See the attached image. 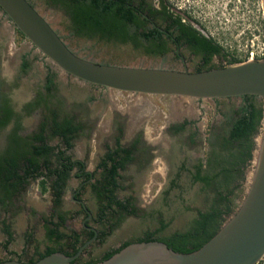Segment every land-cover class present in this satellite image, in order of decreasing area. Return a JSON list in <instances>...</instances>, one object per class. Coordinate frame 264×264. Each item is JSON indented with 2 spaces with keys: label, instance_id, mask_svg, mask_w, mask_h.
<instances>
[{
  "label": "rangeland",
  "instance_id": "1",
  "mask_svg": "<svg viewBox=\"0 0 264 264\" xmlns=\"http://www.w3.org/2000/svg\"><path fill=\"white\" fill-rule=\"evenodd\" d=\"M28 1L52 25L67 46L83 58L104 64L139 67L170 68L169 66L175 64L167 58L140 55L131 49L130 44L108 43L97 38L77 36L70 30L69 19L59 5L49 0ZM262 42V1L249 0L248 35L242 40L227 41V47L231 44L233 55L242 60L246 49ZM49 77L51 84L47 81ZM4 101L19 115V132L22 135H29L38 130L52 110H56L60 115L74 117L83 128L74 139L73 148L68 152L74 158L83 160L87 171H95L101 156L109 147L115 145L114 140L118 135L122 137L123 144L129 145L141 134L150 146L152 162L135 177L136 166L129 164L121 172L122 186L118 195L120 198L130 196L144 204L150 203L164 187L170 169L168 160H184L190 165L191 161L205 152L209 137L228 134L234 117L233 109H237L242 103L239 97L198 99L124 92L77 79L60 69L26 37H22L0 8V106ZM29 105L32 107H28ZM183 120L188 122L185 129L176 131L174 126ZM13 126L14 120H11L7 126L0 129V150L4 148L7 135ZM119 128H122V134ZM261 132L262 128L256 137V146L259 144ZM46 134L50 145H61L59 137L51 136L49 132ZM254 163L255 159L246 169L245 180L235 190L237 207L248 189ZM185 176L181 178L184 187L181 199L176 198L178 190L172 192V197L175 207L182 209L183 216L192 219L198 209L210 205L213 194L200 192V184H189ZM80 183V178L71 177L63 197L61 209L73 214V218L66 222L67 229L80 230L82 227L84 215L77 213L80 208L71 198ZM80 194L86 205L94 210L95 203L89 186L86 185ZM52 208L51 194L41 189L39 179L30 180L25 188L5 205L0 203V259L16 256L9 251L20 253L25 246L31 248L35 243H42V218L49 215ZM153 217L155 219H152ZM159 219L158 212L153 216L144 212L125 216L105 239L89 243L84 249V255L98 257L125 239L155 229ZM166 219L169 222L168 231L182 230L187 226L184 221H171L170 215H167ZM5 224L9 226L12 234L7 249L3 248L7 239L3 230ZM26 238L29 239L28 243Z\"/></svg>",
  "mask_w": 264,
  "mask_h": 264
},
{
  "label": "trees",
  "instance_id": "2",
  "mask_svg": "<svg viewBox=\"0 0 264 264\" xmlns=\"http://www.w3.org/2000/svg\"><path fill=\"white\" fill-rule=\"evenodd\" d=\"M49 1L64 10L69 19V28L75 35L97 38L108 43L128 41L124 36L118 35L121 33L115 23L117 13L113 10L112 2L103 5L100 0ZM17 31L25 37L19 29ZM132 42L137 45L136 40ZM238 62L241 60L232 55L230 64ZM47 81L49 84L52 82L50 77ZM237 97H240L242 103L237 109H233L234 117L227 136L217 137L213 147L193 165V170L189 171L185 162H181L175 177L164 191V204H173L171 192L174 189L179 191L176 198L181 199L184 187L179 176L186 170L191 175L189 184L199 183L200 192L206 194L212 192L210 205L198 209L196 216L185 229L162 235V230L169 222L160 218L159 226L155 229L125 239L98 257L84 256L83 250L70 264H91L104 260L133 241L160 240L176 251L190 252L211 238L237 207L235 190L245 180L246 169L255 159L256 137L264 123V101L260 97L256 95ZM11 120H14V126L7 135L4 148L0 150V203L5 205L24 189L30 180L39 179L41 189L51 194L53 208L49 215L42 218L44 228L42 243H35L31 248L25 246L20 253L13 251L9 253L17 255L18 260L26 263H33L55 251L73 255L93 234V232L86 234L85 227L79 231L67 229L66 222L73 218V214L61 209L68 180L76 176L89 177V174L85 173L83 160L74 158L68 152L73 148L74 139L83 125L70 115L60 116L56 110H52L38 130L29 135H22L19 132V115H16L11 105L4 101L0 106V129L7 126ZM187 123V121L179 123L174 129L180 131ZM46 132L59 137L61 145H50ZM135 150L136 142L123 146L118 135L115 146L109 147L100 158L88 183L95 203L93 220L99 226L100 240L105 239L125 216L138 214L132 197L120 198L118 195L122 186L121 172L134 160ZM156 212L158 211H154ZM77 213H84V209H79ZM150 215L153 216V213ZM3 230L7 235L3 248L7 249L12 234L6 224ZM28 242L29 239L26 238V243Z\"/></svg>",
  "mask_w": 264,
  "mask_h": 264
},
{
  "label": "water",
  "instance_id": "3",
  "mask_svg": "<svg viewBox=\"0 0 264 264\" xmlns=\"http://www.w3.org/2000/svg\"><path fill=\"white\" fill-rule=\"evenodd\" d=\"M0 8L45 56L85 82L142 94L198 99L256 95L264 101V59L204 71L104 64L74 53L28 0H0ZM255 152L253 174L240 205L199 248L180 252L160 240L133 241L91 264H257L264 256V123ZM94 238L73 255L55 251L33 263L7 259L0 264H70Z\"/></svg>",
  "mask_w": 264,
  "mask_h": 264
},
{
  "label": "flooded vegetation",
  "instance_id": "4",
  "mask_svg": "<svg viewBox=\"0 0 264 264\" xmlns=\"http://www.w3.org/2000/svg\"><path fill=\"white\" fill-rule=\"evenodd\" d=\"M100 2L103 5L112 2L113 10L117 13L115 23L121 33L118 35L128 40L121 44H130L133 51L143 56L167 58L175 63L169 66L170 69L204 71L226 66L230 64L233 55L232 45L230 44L228 48L227 41L242 40L248 35L249 0H100ZM133 40L137 41V45L132 42ZM120 130L122 134V128ZM217 137L221 136L213 135L207 139L205 152L191 161L190 165L184 160L180 162L168 160L170 169L165 185L154 199L146 204L140 202L141 200L138 202L133 199V203L138 208V214L144 212L150 215L158 211V215L164 218L165 222H168L166 217L170 215L171 221L177 220L179 223L184 221L189 224L192 219L185 218L181 212L182 209L175 207L174 203L164 204V191L175 177L181 162H185L189 171L193 170V165L213 147ZM120 142L123 146H128L122 143L121 136ZM134 142H136L135 158L130 164L136 166L135 177L137 173L148 168L153 155L150 154V146L146 144L141 134L137 135L130 144ZM85 173L89 174V177L76 176L82 179V183L73 191L74 198H71L77 202L80 209H84V213H81L84 215L81 225L85 227L86 234L93 232L87 240L95 236L89 242L91 243L98 239L99 226L93 220L94 210L90 209L80 197L81 191L86 185L89 186L88 183L93 177V171L85 170ZM183 176L187 177L188 182L191 181L190 172L184 170L180 173V179ZM167 227L168 225L162 230V235L174 232L168 231ZM7 259H18V256L0 259V262ZM257 264H264V258L262 257Z\"/></svg>",
  "mask_w": 264,
  "mask_h": 264
},
{
  "label": "built area",
  "instance_id": "5",
  "mask_svg": "<svg viewBox=\"0 0 264 264\" xmlns=\"http://www.w3.org/2000/svg\"><path fill=\"white\" fill-rule=\"evenodd\" d=\"M262 59H264V42H262L260 45L257 44L255 47L251 46V48L246 49L241 62Z\"/></svg>",
  "mask_w": 264,
  "mask_h": 264
}]
</instances>
